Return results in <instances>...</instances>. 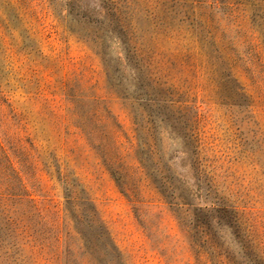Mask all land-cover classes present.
I'll use <instances>...</instances> for the list:
<instances>
[{"label": "rangeland", "instance_id": "1", "mask_svg": "<svg viewBox=\"0 0 264 264\" xmlns=\"http://www.w3.org/2000/svg\"><path fill=\"white\" fill-rule=\"evenodd\" d=\"M241 247L264 258V0H0V264Z\"/></svg>", "mask_w": 264, "mask_h": 264}, {"label": "trees", "instance_id": "2", "mask_svg": "<svg viewBox=\"0 0 264 264\" xmlns=\"http://www.w3.org/2000/svg\"><path fill=\"white\" fill-rule=\"evenodd\" d=\"M138 59H139V61L143 60L142 58H138ZM139 66H140V69H143L141 67V65H139ZM149 83H151V81H149ZM51 85L50 84L46 85L45 82H43V79L39 78V80H38V91L37 92L39 93V95L45 96L47 89H52V94H54V95L61 91L59 87H57L55 85H52V86ZM64 85L65 86L61 87V89H63V90L67 86V82H65ZM73 96L75 99L81 98V97H79V95H77L75 93L73 94ZM51 104H52V102H51ZM78 116H79V121L82 124H85L86 120H87V118L85 117V113L79 111ZM64 121H66V120L64 119ZM103 156H104L103 157L104 158V164H106L108 166L107 168H109L112 175H114V177H116L119 169L116 168V164L114 163L115 161L112 159V157H111V155H109V153H107V155L103 154ZM60 180H62V177H60ZM125 186H126V183H125L124 187ZM200 211H206L208 213H211V209L208 208V206L200 207ZM217 211L222 213V214L218 215V217L220 216L219 219L217 220V224L219 225V228L221 229V231L223 233H225L227 235L230 234V235L234 236L235 239H233V241H236L238 243L239 240L236 239V235H238L239 233L233 234L232 229H234L235 227L242 228L241 227L242 224L239 220V218H240L239 213L227 205H222L220 208L218 207ZM200 220H201V217H197V221H200ZM203 220H205V219H203ZM218 225H217V227H218ZM239 238H241V236H239L238 239ZM242 239H244V238H242ZM231 245H233L235 248H237L233 242H231ZM240 249H241V251H240L241 256L244 258V262L243 263H237V264H264V258L262 256H260L258 251H256V253L250 252L249 249H247L246 247H241ZM250 257H251V259H250ZM234 264H236V263H234Z\"/></svg>", "mask_w": 264, "mask_h": 264}]
</instances>
